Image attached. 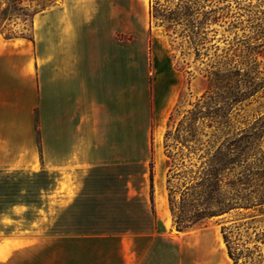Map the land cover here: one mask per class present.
<instances>
[{"label":"crops","instance_id":"crops-1","mask_svg":"<svg viewBox=\"0 0 264 264\" xmlns=\"http://www.w3.org/2000/svg\"><path fill=\"white\" fill-rule=\"evenodd\" d=\"M148 12L53 0L30 36L0 26V264H232L216 220L174 226L161 139L176 89L150 60Z\"/></svg>","mask_w":264,"mask_h":264},{"label":"trees","instance_id":"trees-1","mask_svg":"<svg viewBox=\"0 0 264 264\" xmlns=\"http://www.w3.org/2000/svg\"><path fill=\"white\" fill-rule=\"evenodd\" d=\"M153 12L149 16L168 33L180 29L196 57L221 33L210 45V87L172 138L188 153L177 165L184 167L183 157L195 152L200 164L196 171L173 172L175 155L167 152V187L185 179L177 189L180 215L171 207L174 226L185 231L216 219L232 264H264V106L258 104L251 120L240 115L264 98V0H176L173 8ZM167 190L171 205L173 190Z\"/></svg>","mask_w":264,"mask_h":264},{"label":"rangeland","instance_id":"rangeland-1","mask_svg":"<svg viewBox=\"0 0 264 264\" xmlns=\"http://www.w3.org/2000/svg\"><path fill=\"white\" fill-rule=\"evenodd\" d=\"M53 0H0V26L4 27L5 31H10L11 27L6 26L8 19H17L18 31L24 36H30V16L40 9H43L49 5ZM222 1V0H215ZM174 1L168 0H148L149 11L153 12L154 9L162 10L164 8H173ZM222 5V4H220ZM154 13V12H153ZM149 22L151 27H159L157 41L154 44V51L156 52L155 58L152 57V48H150V60L156 59V56H160L161 62H168L170 68L165 73L168 89L171 85L175 86L176 95L169 110V114L166 121V127L162 135V147L164 153L165 166L168 172V166L171 165V160L167 157V152L175 155L172 167L173 172H180L191 169L196 171L200 164L198 156L200 152L190 153L188 157H183L184 167L177 165L180 161V154H188L187 149L181 148L179 144L173 142L175 136V130L178 123L187 115L188 110H193L198 100L210 87L208 78V72L211 71L212 58L214 50L211 49L212 44L216 43V38L220 36V32L216 36L212 43H207L205 48L200 50L199 57L195 56L192 46L179 36L180 29L177 28L175 34L168 33L165 25L160 21L152 19L149 16ZM212 34L209 33L207 38L211 39ZM220 47H223L222 43H218ZM206 54V55H203ZM160 85H157V89ZM155 87V86H154ZM153 87V88H154ZM258 104H263L264 98L260 99L258 103H252L244 108L241 112V117L246 120H251ZM172 114L171 122L169 123V116ZM241 120V118H239ZM167 131H170V137L165 138ZM260 147L264 149V137L261 140ZM166 172V176H167ZM167 179V178H166ZM185 181L184 177L174 178L170 183L171 192V205L174 212L177 215L179 213V192L177 189H181L182 183ZM166 184V189L169 188ZM168 192V190H167ZM216 220V219H212ZM210 221V220H209ZM208 221V222H209ZM217 221V220H216Z\"/></svg>","mask_w":264,"mask_h":264}]
</instances>
